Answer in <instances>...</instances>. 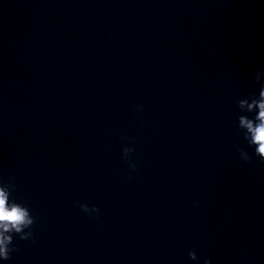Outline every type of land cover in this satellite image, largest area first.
Listing matches in <instances>:
<instances>
[{"label": "clouds", "instance_id": "1", "mask_svg": "<svg viewBox=\"0 0 264 264\" xmlns=\"http://www.w3.org/2000/svg\"><path fill=\"white\" fill-rule=\"evenodd\" d=\"M241 58L247 61L250 54L245 51ZM252 82L260 85L258 97L256 93H252L246 98L237 99L236 104L241 112H255L256 114L254 118H249L247 115L238 116L237 135L243 130V137L249 147H254V154L259 157L261 163H264V69L255 73ZM133 107L140 108L141 106L134 105ZM235 148L242 161L251 162V156L246 150L240 148L239 145H236ZM133 151L132 147L125 146L122 149V156L130 169L135 171L137 165L130 159ZM11 179L9 177V181ZM14 189V184L0 181V260L4 261L9 260L11 253L15 251L13 237L19 236L20 240L33 239L32 228L36 223V218L30 213L27 206L15 200L10 201ZM79 206L81 211L87 213L89 217L99 213V208L95 205L89 207L87 203H81ZM198 206V202L193 203V207ZM188 256L193 261L198 259L195 250L189 251ZM204 264H212V262L205 259Z\"/></svg>", "mask_w": 264, "mask_h": 264}]
</instances>
